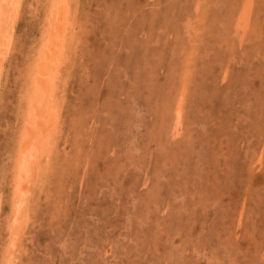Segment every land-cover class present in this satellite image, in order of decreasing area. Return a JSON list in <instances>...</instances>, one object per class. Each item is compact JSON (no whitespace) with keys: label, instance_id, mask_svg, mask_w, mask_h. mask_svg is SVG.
I'll return each instance as SVG.
<instances>
[{"label":"rangeland","instance_id":"rangeland-1","mask_svg":"<svg viewBox=\"0 0 264 264\" xmlns=\"http://www.w3.org/2000/svg\"><path fill=\"white\" fill-rule=\"evenodd\" d=\"M45 1H20L0 82L1 263ZM70 1L57 147L15 264H264V0Z\"/></svg>","mask_w":264,"mask_h":264},{"label":"bare ground","instance_id":"bare-ground-1","mask_svg":"<svg viewBox=\"0 0 264 264\" xmlns=\"http://www.w3.org/2000/svg\"><path fill=\"white\" fill-rule=\"evenodd\" d=\"M21 0H0V82H2V78L5 76V68H4V61L6 59V56L8 54V57H10V48H11V42L14 35V29L16 22L19 20V17L21 15ZM32 1V0H30ZM78 1V0H76ZM35 2V1H34ZM46 4L49 2V8L47 11V18L45 20L46 26L44 28V34L43 36H39L41 39L37 42L39 44L38 50L36 51L37 55L33 62L30 63V65L27 68L28 77H27V87L24 89V92L28 95L26 97L27 99V105L25 110L23 111V124H16L20 125L21 131H20V137L18 135L16 150H17V156L14 153L13 158H11L10 154L8 155L10 159H14V167L12 171V179H13V185L11 190V203L9 205L10 207V213L9 216V224H8V235H10L8 239V245L5 249V255H3L4 262L1 264H15V253L17 251L19 246V238L21 235L22 229L25 227L27 222H29L26 218V215L24 212V209L26 206H28L29 201H31L30 197L32 196L31 189L36 184V178L40 175L44 162L50 161V156L52 155L51 152L53 148L56 146L55 142V134L56 130L59 128V121L61 118V114L59 111V104L57 103V96H55L56 88L55 83L57 80L61 77V68L63 66L64 62V56L66 51V47L68 45V38H69V31L67 28V21L70 19L69 16V9H70V0H46ZM29 3V2H28ZM33 3V2H32ZM24 4V2H23ZM40 4V3H39ZM8 5H15V7L9 8ZM31 5V4H30ZM177 5V4H176ZM29 6V4H28ZM27 6V7H28ZM72 6V5H71ZM81 6V5H80ZM194 6V5H193ZM25 7V6H24ZM229 7V6H228ZM82 8V7H81ZM239 8V7H238ZM197 9V8H195ZM213 9V8H212ZM237 10V9H236ZM235 10V12H236ZM45 12V11H44ZM38 12H35L33 14H37ZM75 13V11H74ZM178 13V12H177ZM30 14V13H29ZM31 14V15H33ZM215 14V13H214ZM41 15V14H40ZM34 16V15H33ZM39 16V15H38ZM37 16V17H38ZM214 16V15H213ZM40 17V16H39ZM188 17V16H187ZM22 18V16H21ZM30 18V16H29ZM44 19L41 18V20ZM187 19V18H186ZM34 20V19H33ZM36 20V19H35ZM72 20V18H71ZM188 20V19H187ZM40 21V20H39ZM208 21V20H207ZM19 22V21H18ZM44 23V24H45ZM34 24V23H33ZM41 24V23H40ZM44 24L43 27H44ZM75 24V23H74ZM196 24V22H195ZM202 24V23H201ZM187 25V24H186ZM75 27V26H74ZM184 27V26H183ZM36 28V27H35ZM33 29V28H32ZM187 29V28H186ZM201 29V28H200ZM199 29V30H200ZM206 29V28H205ZM217 29V28H216ZM215 29V31H216ZM18 30V29H17ZM24 30V29H23ZM36 30V29H34ZM198 30V31H199ZM214 30V29H213ZM219 30V29H218ZM223 30V29H222ZM26 31V30H25ZM18 32V31H17ZM20 33V32H19ZM41 33V32H39ZM43 33V32H42ZM71 33V32H70ZM195 33V32H193ZM206 33V32H205ZM216 33V32H215ZM25 34V33H24ZM23 32L21 35H24ZM196 34V33H195ZM226 34V33H225ZM32 35V34H31ZM215 35V34H214ZM16 36V35H15ZM34 36V35H33ZM219 36V35H218ZM21 37V36H20ZM28 37V36H27ZM25 37V40L27 39ZM35 37V36H34ZM182 37V36H181ZM19 38V37H17ZM209 38V36H208ZM224 38V37H223ZM21 38H19L18 41H20ZM211 39V38H210ZM24 40V41H25ZM14 41V40H13ZM70 41V40H69ZM194 41V40H192ZM211 42V41H210ZM72 43V42H71ZM70 43V44H71ZM21 43H19L20 45ZM24 44V43H22ZM21 46H24L22 45ZM28 44V43H27ZM31 44V43H30ZM75 44V43H74ZM189 44V43H188ZM15 45V43H14ZM12 45V47L14 46ZM19 45L16 44L15 47H18ZM20 46V47H21ZM184 46V45H183ZM212 46V45H211ZM37 47V46H36ZM14 48V47H13ZM188 48V47H187ZM212 48V47H211ZM17 51L14 49L13 53L18 52L19 48H16ZM22 49V48H21ZM20 49V50H21ZM27 49V48H26ZM31 49V47H30ZM29 49V51H31ZM34 49V48H33ZM71 49V47H70ZM19 50V51H20ZM73 50V49H72ZM185 50V49H184ZM187 50V49H186ZM185 50V51H186ZM193 50V49H192ZM22 51V50H21ZM188 51V50H187ZM26 52V51H25ZM34 52V51H32ZM74 52V50H73ZM189 52V51H188ZM12 53V54H13ZM27 54V53H26ZM35 54V53H34ZM72 54V53H71ZM16 55V54H15ZM30 55V53H29ZM68 54H66L67 56ZM12 56V55H11ZM69 56V55H68ZM70 57V56H69ZM186 57V56H185ZM184 57V58H185ZM192 57V56H191ZM190 57V58H191ZM13 58V57H12ZM67 58V57H65ZM10 59V58H9ZM23 59V58H22ZM8 60V59H7ZM185 60V59H184ZM9 61V60H8ZM23 61V60H21ZM22 63V62H21ZM190 63V62H189ZM7 64V63H6ZM10 64V63H9ZM66 64V63H65ZM8 65V64H7ZM23 65V64H22ZM21 65V66H22ZM68 65V64H67ZM189 65V64H188ZM9 66V65H8ZM24 66V65H23ZM66 66V65H65ZM187 66V65H186ZM14 67V66H13ZM70 67V66H69ZM188 67V66H187ZM11 68V67H10ZM23 68V67H22ZM8 69V68H7ZM6 69V71H7ZM16 69V67H15ZM187 69V68H186ZM10 71V69H9ZM66 70H64L65 72ZM13 72V71H12ZM7 73V72H6ZM17 73V70H16ZM67 73V71H66ZM14 75L13 74H10ZM10 75L8 77H10ZM67 75V74H65ZM17 76V75H16ZM15 76V77H16ZM64 76V75H63ZM22 77V76H21ZM182 77V76H180ZM191 79V78H189ZM188 79V80H189ZM65 81V80H64ZM19 82V81H17ZM60 82H62L60 80ZM59 82V85L61 84ZM66 82V81H65ZM64 82V83H65ZM21 84V82H19ZM58 83V82H57ZM16 84V82H15ZM183 84V83H181ZM62 85L63 82H62ZM60 85L59 88L62 86ZM66 85V84H65ZM2 88V86H0ZM16 86V89L17 90ZM22 87V86H21ZM64 87V86H63ZM0 88V89H1ZM9 88V87H8ZM20 88V87H19ZM61 90V88H60ZM63 90V89H62ZM59 91V90H58ZM4 92V90H3ZM18 92V91H17ZM60 92V91H59ZM2 93V92H1ZM14 93V92H13ZM63 93H65L63 91ZM185 93V91H183ZM3 94V93H2ZM6 94V92L4 93ZM19 95V94H18ZM59 95V94H58ZM61 95V92H60ZM59 95V96H60ZM64 95V94H63ZM183 95V94H182ZM58 96V97H59ZM7 97V96H6ZM16 97V96H15ZM64 97V96H63ZM2 98V97H1ZM15 100V99H14ZM17 100V98H16ZM15 100V101H16ZM59 100V99H58ZM59 102V101H58ZM150 102V101H149ZM1 103V102H0ZM173 104V102H172ZM155 105V104H153ZM176 118L178 121H180L182 113H181V106H182V99L177 101L176 105ZM19 107V106H18ZM156 107V106H155ZM57 109V110H56ZM173 109V108H172ZM14 110L15 107H14ZM23 110V109H22ZM3 111V110H2ZM2 111L0 112L1 114ZM17 112V110H16ZM18 112L19 109H18ZM22 112V111H21ZM20 112V113H21ZM169 113V112H168ZM17 114V113H16ZM171 114V113H170ZM18 115V114H17ZM172 116V115H171ZM174 116V115H173ZM2 117V116H1ZM5 117V116H4ZM7 117V116H6ZM20 117V116H17ZM14 117V118H17ZM22 117V116H21ZM1 119V118H0ZM15 120V119H14ZM20 120V119H19ZM172 120V119H171ZM4 121V120H3ZM1 121V122H3ZM175 121V120H174ZM7 122V120H6ZM20 122V121H19ZM18 122V123H19ZM9 123V122H8ZM14 123V124H15ZM178 123V122H177ZM2 124V123H1ZM4 124V123H3ZM14 124H12L14 126ZM171 124V121H170ZM181 124V123H180ZM176 125V123H175ZM178 125V124H177ZM4 126V125H3ZM12 126V127H13ZM8 127V126H7ZM6 127V129H8ZM10 127V126H9ZM10 127V128H12ZM15 128V127H14ZM9 130V129H8ZM14 132V131H13ZM179 132V131H178ZM170 133V131H169ZM174 134V133H173ZM176 134V133H175ZM11 135V134H10ZM59 135V133H58ZM8 136V135H7ZM167 136V135H166ZM171 137V136H170ZM9 138V137H8ZM11 138V137H10ZM7 144V143H6ZM5 144V145H6ZM10 144V140H9ZM9 146V145H6ZM4 146L3 148L5 150H8L7 147ZM12 147V146H10ZM9 148V151L10 150ZM57 147V146H56ZM79 147V146H78ZM3 149L4 153L5 150ZM16 150H14L16 152ZM10 153V152H7ZM7 153L5 155H7ZM12 153V154H13ZM56 154V153H55ZM54 154V155H55ZM1 157V155H0ZM5 160V158H4ZM8 161V159H6ZM13 160V161H14ZM57 160V159H56ZM6 161V162H7ZM44 161V162H43ZM74 161V160H73ZM4 162V161H3ZM11 162V161H9ZM8 162V163H9ZM1 163V162H0ZM71 163V162H70ZM74 163V162H73ZM72 163V165H73ZM6 164V163H5ZM13 165V163H12ZM87 165V164H86ZM7 166L4 165V167ZM10 166V163L8 164V167ZM53 166V165H52ZM70 166V165H69ZM8 167H5L6 170ZM2 167H0L1 169ZM4 168V169H5ZM46 168V167H45ZM46 171V170H45ZM58 171V170H57ZM1 173H4L1 169ZM82 174V173H81ZM3 175V174H2ZM8 175V174H7ZM11 174H9L10 176ZM68 175V174H67ZM6 176V175H5ZM4 176V177H5ZM59 178V177H58ZM63 178V177H62ZM3 179V178H2ZM6 179V178H4ZM3 179V180H4ZM75 179V178H74ZM56 180V179H54ZM5 181V180H4ZM7 181V180H6ZM5 181V182H6ZM2 183V182H1ZM3 184V183H2ZM12 184V182H11ZM70 184V183H69ZM4 185V184H3ZM7 186V185H6ZM5 186V187H6ZM36 186V185H35ZM38 186V185H37ZM36 186V187H37ZM34 189V188H33ZM37 190V189H36ZM33 190V191H36ZM39 190V189H38ZM37 190V191H38ZM71 190V189H70ZM4 190H1V192ZM73 193V192H72ZM7 194V193H6ZM9 195V194H8ZM68 195V194H67ZM73 195V194H71ZM1 197V196H0ZM2 198V197H1ZM0 198V199H1ZM9 199V198H8ZM173 200V199H172ZM175 201V200H174ZM2 201H0V211L3 209L1 207ZM28 203V204H27ZM32 203V202H31ZM174 203V202H173ZM65 204V203H64ZM2 205H5V203ZM6 207V206H4ZM30 207V206H29ZM8 208V206H7ZM28 208V207H27ZM26 208V209H27ZM9 209V208H8ZM31 217V216H30ZM5 219V218H4ZM1 222V221H0ZM31 222V221H30ZM6 223V222H5ZM140 223V222H139ZM240 225V224H239ZM238 225V226H239ZM2 226V225H1ZM6 226V224H5ZM27 226V225H26ZM30 229V228H29ZM30 231V230H29ZM14 240V241H13ZM12 241V242H11ZM21 242V241H20ZM5 247V246H4ZM19 251V250H18ZM4 254V252L2 253ZM19 260V259H18ZM19 263V261H17Z\"/></svg>","mask_w":264,"mask_h":264},{"label":"snow or ice","instance_id":"snow-or-ice-1","mask_svg":"<svg viewBox=\"0 0 264 264\" xmlns=\"http://www.w3.org/2000/svg\"><path fill=\"white\" fill-rule=\"evenodd\" d=\"M9 8L15 7V5H8Z\"/></svg>","mask_w":264,"mask_h":264}]
</instances>
